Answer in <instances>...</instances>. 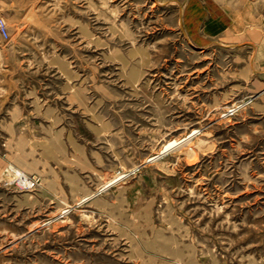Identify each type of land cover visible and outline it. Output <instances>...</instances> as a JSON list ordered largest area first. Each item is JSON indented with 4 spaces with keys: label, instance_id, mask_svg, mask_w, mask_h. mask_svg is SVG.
Returning <instances> with one entry per match:
<instances>
[{
    "label": "rangeland",
    "instance_id": "obj_1",
    "mask_svg": "<svg viewBox=\"0 0 264 264\" xmlns=\"http://www.w3.org/2000/svg\"><path fill=\"white\" fill-rule=\"evenodd\" d=\"M0 17V264H264V0Z\"/></svg>",
    "mask_w": 264,
    "mask_h": 264
},
{
    "label": "bare ground",
    "instance_id": "obj_2",
    "mask_svg": "<svg viewBox=\"0 0 264 264\" xmlns=\"http://www.w3.org/2000/svg\"><path fill=\"white\" fill-rule=\"evenodd\" d=\"M263 92V91H262ZM199 132V130H192L185 138H183L181 141H172L170 142L163 151H161L160 153H158L157 156H153L152 158L155 157H160L162 154H164V152L166 150H177L179 148H181L182 146L186 145L187 143L191 142L192 139L194 138V136ZM15 173L19 176V178L21 179L20 182L25 181L26 178L24 176V173H22L19 169H16L14 167H11ZM114 181L112 182H108L107 184L103 185L104 188L109 187L110 185H112ZM87 195V194H86ZM85 196V195H84ZM83 196V197H84Z\"/></svg>",
    "mask_w": 264,
    "mask_h": 264
},
{
    "label": "built area",
    "instance_id": "obj_3",
    "mask_svg": "<svg viewBox=\"0 0 264 264\" xmlns=\"http://www.w3.org/2000/svg\"><path fill=\"white\" fill-rule=\"evenodd\" d=\"M0 35L4 38V39H8L9 38V30H8V26L6 23V20L2 17H0ZM15 172V171H14ZM18 176V175H17ZM26 180L22 181L20 183L24 184V185H29L30 182H33V178H29L28 176H26L24 174ZM18 180L20 181L21 179L18 176Z\"/></svg>",
    "mask_w": 264,
    "mask_h": 264
}]
</instances>
